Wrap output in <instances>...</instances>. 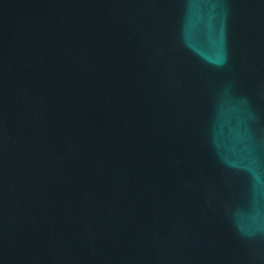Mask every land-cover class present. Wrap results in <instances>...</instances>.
<instances>
[{"label":"water","instance_id":"1","mask_svg":"<svg viewBox=\"0 0 264 264\" xmlns=\"http://www.w3.org/2000/svg\"><path fill=\"white\" fill-rule=\"evenodd\" d=\"M0 264H264V0H0Z\"/></svg>","mask_w":264,"mask_h":264}]
</instances>
